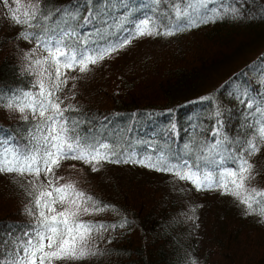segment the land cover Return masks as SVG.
Listing matches in <instances>:
<instances>
[{"label":"trees","instance_id":"obj_1","mask_svg":"<svg viewBox=\"0 0 264 264\" xmlns=\"http://www.w3.org/2000/svg\"><path fill=\"white\" fill-rule=\"evenodd\" d=\"M27 3L20 0L21 7ZM38 3L41 24L48 17L51 29H74L81 41L101 45L122 38L145 17L161 25L162 32L179 27L173 35L132 40L86 73H68L75 79L58 95L62 107L76 109L65 113L79 121L73 135L109 143L137 158L194 159L219 142L210 153L219 159L242 151L264 123V0H161L159 5L154 0H93L87 23L85 0ZM77 6L76 19L65 15ZM15 7V0L7 7L0 0V104L13 93L35 91L25 60L35 42L20 38L25 29L8 11ZM178 9L187 14L177 18ZM240 57L238 67L212 80L219 68ZM26 114L27 121L0 106V135L21 148L35 123ZM250 162V186L264 189V144ZM65 164L78 167L79 176L60 183H74L110 209L81 218L108 226L89 241L94 254L55 264H264V219L246 214L232 196L197 191L186 180L137 163L105 162L93 172L90 164L67 159L55 169L57 177ZM226 166L234 164L227 161ZM30 179L0 174V264L15 254L16 242L33 222L25 211L31 205Z\"/></svg>","mask_w":264,"mask_h":264},{"label":"snow or ice","instance_id":"obj_2","mask_svg":"<svg viewBox=\"0 0 264 264\" xmlns=\"http://www.w3.org/2000/svg\"><path fill=\"white\" fill-rule=\"evenodd\" d=\"M3 3L7 7L9 0H3ZM15 3L16 7L8 8V11L13 22L25 29L20 38L35 42V48L25 54L28 61L26 71L35 77L32 85L35 91L13 93L0 106L21 113L25 121L29 119L26 113H31L35 123L28 129V143L23 148L10 136L0 135V174L32 177L27 189L31 205L25 211L33 222L24 231L23 238L16 242L15 254L6 264H55V261L80 260L94 254L89 241L95 232L106 230L108 226L88 223L81 218L109 210L110 206L78 189L72 182L60 183L63 177H57L55 169L67 159L90 164L93 172L99 171L98 166L105 162L137 163L186 180L197 191H220L222 195L232 196L245 207L246 214L264 219V189L250 186L254 179L250 157L256 155L260 145L264 144V123L255 130L242 151L230 153L227 157L218 153L219 159L210 155L216 151L219 142L207 150L201 149L194 159L167 154L137 158L135 154L118 151L109 143L73 135L79 121L70 120L65 113L76 109L62 107L63 100L58 95L70 79H75L68 73L77 70L86 73L90 71V65L98 64L132 40L145 35H173L179 31L178 26L162 32L161 25L145 17L122 38L117 36L114 42L101 45L98 41H81L80 34L74 29L59 32L51 29L47 25L48 17H43L44 23L41 24L38 0H29L23 7L20 0ZM154 3L159 5L161 0H154ZM85 6L89 7V16L85 17L87 23L92 16L93 0H85ZM78 7L75 13L69 11L65 15L76 19ZM186 14L184 9L176 12L177 18ZM30 28L40 31L30 32L27 30ZM38 51L43 55L36 57ZM187 150L190 154L193 151L191 146ZM227 161H231L234 167H227Z\"/></svg>","mask_w":264,"mask_h":264},{"label":"rangeland","instance_id":"obj_3","mask_svg":"<svg viewBox=\"0 0 264 264\" xmlns=\"http://www.w3.org/2000/svg\"><path fill=\"white\" fill-rule=\"evenodd\" d=\"M113 56H115V54L110 56L109 60L113 59L112 58ZM241 62H242L241 57L237 61L236 60L230 61L227 64V66H223V67L219 68L215 72V74H213L212 80H214L216 78H221L226 72L231 71L235 67H238ZM61 168H62L63 172L60 173V176L63 177V179L60 181H67L70 178L75 179L76 177L79 176V174H78L79 168L76 166H70V165L65 164V165L61 166Z\"/></svg>","mask_w":264,"mask_h":264}]
</instances>
